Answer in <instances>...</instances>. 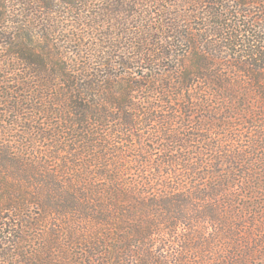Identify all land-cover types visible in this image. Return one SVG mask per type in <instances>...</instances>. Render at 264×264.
Masks as SVG:
<instances>
[{"label": "trees", "instance_id": "16d2710c", "mask_svg": "<svg viewBox=\"0 0 264 264\" xmlns=\"http://www.w3.org/2000/svg\"><path fill=\"white\" fill-rule=\"evenodd\" d=\"M95 1L88 64L0 15L37 106L0 87V118L42 121L0 140V264H264V0Z\"/></svg>", "mask_w": 264, "mask_h": 264}, {"label": "rangeland", "instance_id": "374dc122", "mask_svg": "<svg viewBox=\"0 0 264 264\" xmlns=\"http://www.w3.org/2000/svg\"><path fill=\"white\" fill-rule=\"evenodd\" d=\"M64 1H73L75 3V0ZM36 3H38L37 0H0V15H18L16 20L19 19V16H26V22H24L23 19H20L22 21L18 22L22 23V32L25 34L23 43L29 44V46L32 47L34 46L39 50H44V47L46 46L48 50H51L52 48L54 52H58L64 56L63 62L66 64L74 61L88 64V49L90 47L96 46L98 43H101V41H97L99 37L97 36L96 31L99 30V28L101 29L103 26L104 29L107 28L105 22L100 24L98 19L93 21L95 17L93 13L101 9L103 6V1L97 2L95 0H84V2H76V5H74L73 8L71 5L50 0L48 1L49 5L46 6L48 8H45L44 10V6L42 5H40V7L38 6L39 9L36 8ZM41 7L42 9H40ZM48 9H50L51 12L50 16H53L50 18L55 19L54 23L50 21H48V23L42 22L43 17L41 19V16L44 15ZM89 19L91 20L90 23L87 22ZM129 21L130 20L128 19L126 22L127 24L125 27H127V29H130L133 26V23L130 21L131 24H129ZM0 24H2L1 20ZM14 25L15 24L12 23L7 25L4 22L3 25H0V87L3 88L4 91L7 90V88H10V91H7L3 94H8V98L12 96V99L10 98L12 102H18V100H21L23 101V106L32 108L35 105V102H33L31 98V93L25 94L23 91H21L23 93L19 92V94H21L20 96L22 97L11 93V90L14 89V85L11 84L10 81H13L14 77L6 78L9 80L7 81L6 79H3L4 74L1 72L2 67L6 62H8L7 58L12 56V51L8 43V37L10 36V33H13L12 29ZM30 32L32 33L30 34ZM47 34H49V36ZM45 35H47L48 40L43 39L42 36ZM40 55L44 56V54ZM118 71L121 72V69ZM22 77L25 78L26 76ZM36 81L37 80L35 79V82ZM4 86H7V88ZM34 86V83L31 84V87ZM0 110L6 111L4 106L0 107ZM18 112L20 113L18 116L17 114L11 112L7 113L5 118H0V140L3 142L5 141V143L11 142L16 144L30 140L39 142L40 139L35 135L27 136L23 135V133L19 131L23 126L32 127L34 129L40 128V126H42V121L41 118H39V115L32 110L23 111L20 109ZM16 118H18L19 122H21V127H19L17 130L15 129L12 135L3 133L2 129H5L6 126H9V122L14 121Z\"/></svg>", "mask_w": 264, "mask_h": 264}]
</instances>
